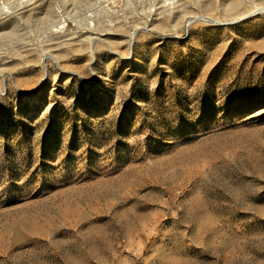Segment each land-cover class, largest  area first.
<instances>
[{
	"label": "rangeland",
	"instance_id": "rangeland-1",
	"mask_svg": "<svg viewBox=\"0 0 264 264\" xmlns=\"http://www.w3.org/2000/svg\"><path fill=\"white\" fill-rule=\"evenodd\" d=\"M231 1L0 0V264H264V0Z\"/></svg>",
	"mask_w": 264,
	"mask_h": 264
},
{
	"label": "bare ground",
	"instance_id": "bare-ground-1",
	"mask_svg": "<svg viewBox=\"0 0 264 264\" xmlns=\"http://www.w3.org/2000/svg\"><path fill=\"white\" fill-rule=\"evenodd\" d=\"M227 2V1H226ZM205 3V2H204ZM239 3H238V1L237 0H233V1H231V2H228V3H226V4H224V9L225 10H230V9H234V7L235 6H237ZM222 5V4H221ZM240 5V4H239ZM210 7V5H209V3H207V4H204V8L206 9V8H209ZM4 9H5V7H4ZM10 10L11 9H5V10H0L1 12L3 11V12H6V13H9L10 12ZM231 11V10H230ZM256 11H264V7L263 6H256L255 5V8H254V10H253V12H256ZM0 12V13H1ZM9 14H11V13H9ZM197 17V16H196ZM48 18H50V17H48ZM195 18V17H194ZM194 18H190L189 20H188V24H190V23H192V21H194L195 19Z\"/></svg>",
	"mask_w": 264,
	"mask_h": 264
}]
</instances>
